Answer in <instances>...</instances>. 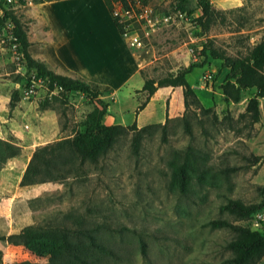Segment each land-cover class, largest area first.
Here are the masks:
<instances>
[{"label": "rangeland", "instance_id": "1", "mask_svg": "<svg viewBox=\"0 0 264 264\" xmlns=\"http://www.w3.org/2000/svg\"><path fill=\"white\" fill-rule=\"evenodd\" d=\"M206 1L226 12L225 22L217 21L206 33L197 22L201 11L195 0L185 3L188 21L178 27L159 23L150 28L144 20L131 23L128 35L141 38L144 48L139 50L153 54L144 71L148 78L159 80L199 64L202 59L196 52L208 42L237 56L264 41V0ZM142 2L153 21L179 10L177 0ZM20 4L7 8L28 28L32 23L28 10L37 4ZM220 65L209 59L187 75L203 111L192 108L185 113L183 107L166 129H149L137 155L132 152L131 134L125 135L98 164H86L80 176L21 188V177L35 149L83 133L88 114L100 107L72 92L43 102L25 99L17 89L20 77L14 66L0 54V84L11 97L19 91V99L30 103L35 112H41L40 104L48 102L47 110L53 116L49 129L54 126L50 136L43 138L35 116L21 120L18 129L14 127L7 135L21 152L0 171V264L47 263L22 244L7 241L29 227L62 230L71 240L80 238L84 247L87 238L80 233L91 235L110 253L89 251L90 264H229L232 251L227 246L235 235L212 222L225 221L264 235V224L255 226L253 217L238 220L223 210L229 201L246 206L263 201L264 98L258 99L260 118L253 123L245 110L256 91L244 90L238 102L228 101L222 90L227 70ZM171 104L183 106L176 95ZM10 117L15 119V115ZM181 165L188 179L184 192L177 177ZM257 264H264V256Z\"/></svg>", "mask_w": 264, "mask_h": 264}, {"label": "trees", "instance_id": "2", "mask_svg": "<svg viewBox=\"0 0 264 264\" xmlns=\"http://www.w3.org/2000/svg\"><path fill=\"white\" fill-rule=\"evenodd\" d=\"M189 0H177V9L186 12L185 3ZM108 10L112 14L111 0H104ZM196 7L201 11V16L197 19L199 26L206 33L217 21L226 20V12L215 9L206 0H195ZM0 27L10 20L14 26L13 34L16 36L20 45V50L24 54L27 71L34 70L37 75L47 78L51 87L56 85L67 92L80 93L86 98L96 101L100 108L95 107L85 120V130L77 133L73 138L63 139L45 146L37 147L33 152L27 167L21 177L19 186L28 188L49 182H62L70 177L80 176L86 164H98L106 157L114 144L125 135L131 134V147L134 155H137L141 141L149 129H166L167 123L171 120L166 118L163 125H148L138 129L136 124L128 127L106 126L103 117L107 113L108 103L99 99V92H93L89 85L79 80H74L56 74L44 63L33 60L28 52V28L15 15L11 9H5L3 0H0ZM114 23L123 36L124 25L119 24L113 17ZM202 59L199 64H192L187 69L171 74L159 80L148 78L142 70L141 75L144 79V86L141 93L145 97L141 100L136 110L138 114L142 111L149 101V98L162 87H181L183 90V104L185 113L194 108L196 111H203L197 95L188 83L186 76L194 68H202L209 59L219 61L220 68L226 69L225 84L223 94L228 101L238 102L241 93L247 89L256 91V98L249 100L245 110L253 123L259 121L260 109L259 98H264V41L252 46L245 54L230 56L224 50L216 48L212 42L201 47L196 52ZM55 99V97H53ZM19 91H14L11 97L10 108L19 102ZM49 108L48 102L40 104V109ZM187 133H191L189 123L183 116ZM21 149L11 141L0 139V171L10 160H16L20 155ZM15 158V159H13ZM12 159V160H11ZM177 177L179 187L185 191L187 184V174L185 166H179ZM264 196V186L260 188ZM264 206V198L261 204L246 206L238 201H229L223 207L233 217L238 220H248L255 217L259 210ZM213 226H220L229 229L234 235L235 240L227 246L232 251V257L228 260L229 264H257L264 256V235L249 228L234 226L225 221L212 222ZM54 231V232H53ZM81 237L87 238L86 246L79 244V239L71 240L68 234L62 230H44L35 228H24L18 235L7 237L8 242L22 244L34 256L46 258V264H90L87 259L89 251L100 254H109L110 251L104 245L97 243L91 235L80 233ZM28 264V263H23Z\"/></svg>", "mask_w": 264, "mask_h": 264}, {"label": "crops", "instance_id": "3", "mask_svg": "<svg viewBox=\"0 0 264 264\" xmlns=\"http://www.w3.org/2000/svg\"><path fill=\"white\" fill-rule=\"evenodd\" d=\"M28 14L32 18L27 32L32 59L44 63L58 75L84 82L93 92H99V99L108 103L104 125L136 124L141 129L163 125L166 118L173 120L182 113L181 87L159 88L145 108L136 113L145 97L140 92L144 86L141 71L150 65L153 54L128 45L104 0H52L37 4ZM174 95L182 101V107L172 106ZM10 103L11 96L0 84L1 140L8 141L7 135L13 133L14 127L18 129L21 120L35 116L38 127L45 133L43 138L50 136V130L54 131V126L51 129L48 126L53 119L49 110L35 112L25 100H19L13 108Z\"/></svg>", "mask_w": 264, "mask_h": 264}, {"label": "built area", "instance_id": "4", "mask_svg": "<svg viewBox=\"0 0 264 264\" xmlns=\"http://www.w3.org/2000/svg\"><path fill=\"white\" fill-rule=\"evenodd\" d=\"M45 1L3 0V6L5 9H11L7 7L15 4H17V7H21V2L24 5L32 6ZM111 2L112 17L116 18L119 24L124 25L123 38L127 39L130 47L136 49H143L144 46L141 38L128 35V30L132 22L140 23L144 20L148 27L154 28L159 23L163 26L171 25L178 27L181 23L186 24L188 21L187 15L179 10H173L166 16H163L159 21H153L148 17L149 7L144 5L142 0H111ZM1 14L0 12V17ZM13 28L14 26L10 20H7L0 27V54L6 56L15 68V75L20 77V84L17 85V89L19 91L21 90L23 97L25 99H34L38 102H43L51 100L56 94L64 93V90L56 85L51 87L49 80L37 75L34 70L27 71L24 54L20 50L16 36L13 34ZM25 128L27 129V127ZM262 224H264V212H260L254 217L255 226H262Z\"/></svg>", "mask_w": 264, "mask_h": 264}]
</instances>
